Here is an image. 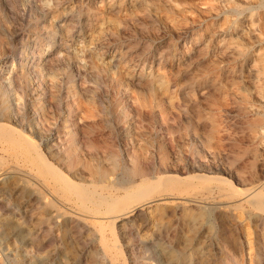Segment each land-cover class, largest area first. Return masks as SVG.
<instances>
[{
	"label": "rangeland",
	"instance_id": "374dc122",
	"mask_svg": "<svg viewBox=\"0 0 264 264\" xmlns=\"http://www.w3.org/2000/svg\"><path fill=\"white\" fill-rule=\"evenodd\" d=\"M263 30L262 0H0L11 263L264 264V209L247 198L264 195ZM30 141L106 196L161 174L186 182L145 203L127 195L126 215L88 213Z\"/></svg>",
	"mask_w": 264,
	"mask_h": 264
},
{
	"label": "bare ground",
	"instance_id": "6f19581e",
	"mask_svg": "<svg viewBox=\"0 0 264 264\" xmlns=\"http://www.w3.org/2000/svg\"><path fill=\"white\" fill-rule=\"evenodd\" d=\"M88 1V0H87ZM92 1V0H91ZM262 1H264V0H262ZM217 2V1H216ZM246 3H247V1H245ZM263 3V2H262ZM214 5H215V3H213ZM218 4V3H217ZM255 4V3H254ZM252 5V4H251ZM256 5V4H255ZM257 5H259V4H257ZM230 6V5H229ZM250 6V5H249ZM248 6V7H249ZM252 8H254V5H253V7ZM256 9V8H255ZM248 10H250V8L248 9ZM237 11V10H236ZM251 11V10H250ZM259 12V11H258ZM239 13V12H238ZM237 13V15H239ZM247 13V12H246ZM260 13V12H259ZM215 16V15H214ZM248 17V16H247ZM260 17V16H259ZM236 19V18H235ZM248 19V18H247ZM246 19V20H247ZM255 20V19H254ZM262 21V20H261ZM245 22V21H244ZM240 23H242L241 21H240ZM263 24V23H262ZM262 24H261V26L260 27H262ZM230 25V24H229ZM232 25V24H231ZM230 25V26H231ZM238 25V24H237ZM246 25V24H245ZM241 27V26H240ZM257 27V26H256ZM255 27V28H256ZM235 28V27H234ZM264 31V30H263ZM250 33V32H249ZM248 33V34H249ZM245 35V34H244ZM264 35V34H263ZM241 36H243V34L241 35ZM35 52V51H34ZM49 55V54H48ZM48 62V61H47ZM34 63V62H33ZM44 63V62H43ZM41 64H42V62H41ZM41 66V65H40ZM44 66V65H43ZM31 69V68H30ZM3 77V76H2ZM5 78V77H4ZM9 80V79H8ZM10 82V81H9ZM8 82V83H9ZM13 82H15V81H13ZM5 83V82H4ZM6 84V83H5ZM6 89H9V88H6ZM6 92H7V90H6ZM4 109V108H3ZM7 111V110H6ZM5 125V124H4ZM9 135H11V133L10 132H8L7 131V129L5 128V126H3V124L2 123H0V136L2 137V136H4V137H6V136H9ZM23 135H25V134H23ZM11 137V136H10ZM12 137H13V135H12ZM11 137V138H12ZM15 137V136H14ZM7 139L8 140H16L15 138L14 139H9V137H7ZM31 140V139H30ZM13 141V142H14ZM15 142H18V140L17 141H15ZM20 143H18L17 145H19ZM23 145V144H22ZM33 145H34V147H33ZM25 146H26V144H25ZM25 146H23V148L25 149L26 147ZM28 146H31L32 148H34L35 149V151H36V153L38 154V156H39V158H40V163L42 164V165H44V166H46V168H47V171L49 172V174L54 178V180L55 181H57L58 180V182H60V186H61V189H68V190H72L74 193H75V195H78L77 197H79L80 196V198H78V199H80L81 200V202H82V204L81 205H83L85 208H87L88 210H85V211H88V213H90V210L89 209H91V208H93V207H97V209L99 208V207H101V205H104V208L105 209H103L104 211H105V213H107L108 211H120L122 214H124V215H126L128 212H129V209H127V208H129L128 206L126 207H124V205H123V198L124 197H126L127 195H132L133 197H134V201L135 200H138V201H144V200H146L147 199V201H151L152 199V197H154L155 195H154V189H155V187H157V186H160L163 190H168V189H170V190H172V189H175L176 190V188L178 189V187H180V185H182L184 182H186L185 181V178H184V176H180V175H177V174H170V173H168V174H161V175H159V176H157L156 178H154V179H152V180H148V181H143L142 183H140V184H138V185H136V187L134 188V190L132 191H129V190H125V192L123 193V194H113V195H103L102 193H99V192H96L95 191V189L94 190H89V186H88V188L86 187V186H83V185H81V183L80 184H77V182H75L69 175H67L64 171H62V169L60 170L57 166H55L52 162H50L49 160H47L46 159V157H44V152L42 153L40 150L41 149H38V147H35V144H33V141H30V144L28 145ZM20 147V146H19ZM37 148V149H36ZM22 149V148H21ZM62 153V152H61ZM46 154V153H45ZM30 157V156H29ZM136 158V157H135ZM163 162V161H162ZM137 164V163H136ZM134 165V164H133ZM32 166V165H31ZM140 166V165H139ZM134 168V167H133ZM146 168V167H145ZM148 168V167H147ZM33 169V168H32ZM34 170V169H33ZM142 170V169H141ZM177 170V169H176ZM34 172H35V170H34ZM132 172V171H131ZM130 172V173H131ZM33 173V172H32ZM39 173V172H38ZM78 173V172H77ZM80 173V172H79ZM140 173H141V171H140ZM49 174H48V176H49ZM104 174H105V172H104ZM104 174H103V176H104ZM132 174V173H131ZM208 174V173H207ZM182 175V174H181ZM51 176H49V177H51ZM143 176V175H142ZM187 176V175H186ZM200 177H206V176H199L198 177V180H199V178ZM211 177H214V176H211ZM108 178H110V177H108ZM145 178H147V177H145ZM144 178V179H145ZM207 178V177H206ZM206 178H204V180L206 179ZM217 178V176L214 178V179H216ZM208 179L210 180L211 179V181L213 180L212 178H210V176L208 177ZM217 179H219V180H221V181H226L225 179H223V178H219V176H218V178ZM215 180V183H216V181L218 182V180ZM115 180V179H114ZM138 180V179H137ZM201 180H203V179H201L200 178V181ZM204 180L203 181H201V182H203L204 183ZM207 180V179H206ZM98 181V180H97ZM111 181V180H110ZM116 181V180H115ZM114 181V182H115ZM189 181V180H188ZM199 181V182H200ZM208 181V180H207ZM206 181V182H207ZM214 181V180H213ZM51 182H52V180H51ZM122 182V181H121ZM132 182H134V180H132ZM140 182H141V180H140ZM195 182V181H194ZM193 182V183H194ZM105 183V182H104ZM109 183V182H108ZM115 183H117V182H115ZM124 183V182H123ZM196 183V182H195ZM210 183V182H209ZM231 183H232V181H231ZM53 184V183H52ZM55 184V183H54ZM113 184V183H112ZM133 184V183H132ZM135 184V183H134ZM206 184V183H205ZM233 184V183H232ZM232 184H230L229 183V187H230V185H231V190L232 189H234V190H236L235 192H237V190L239 189L240 190V188H237L234 184H233V186H232ZM80 185V186H79ZM90 185V184H89ZM99 185V184H98ZM108 185H110V184H108ZM197 185V184H196ZM198 185H199V183H198ZM55 186V185H54ZM117 186V185H116ZM129 186H131V185H129ZM184 186V185H183ZM191 186V185H190ZM200 186V185H199ZM211 186V185H210ZM1 187V186H0ZM92 187V186H91ZM94 187H95V185H94ZM109 187H112V186H109ZM185 187H188V185L186 184L185 185ZM201 187H203V186H201ZM215 187H216V185H215ZM218 189H221L222 188V185L221 184H219L218 186ZM233 187V188H232ZM4 188H5V186H4ZM58 188H60L59 186L57 187V189ZM184 188V187H183ZM209 188V187H208ZM227 188V187H226ZM250 188V187H249ZM255 188V187H254ZM257 188V187H256ZM255 188V189H256ZM181 189V188H180ZM187 189V188H186ZM191 189H192V187H191ZM198 189V188H197ZM196 189V190H197ZM254 189V190H255ZM59 190V189H58ZM103 190V189H102ZM122 190H124V189H122ZM201 190V189H200ZM224 190V189H223ZM244 190H245V188H244ZM252 190V189H251ZM260 190V189H259ZM262 190V189H261ZM6 191V190H5ZM62 191V190H61ZM108 191V190H107ZM117 191V190H116ZM179 191V190H178ZM186 191V190H185ZM191 191V190H190ZM195 191V190H194ZM204 191V190H203ZM205 191H206V189H205ZM211 191V190H210ZM227 191V190H226ZM63 192V191H62ZM61 192V193H62ZM71 192V191H70ZM196 192V191H195ZM228 192V191H227ZM231 192V191H230ZM68 194H69V192H67ZM72 193V192H71ZM169 193V192H168ZM172 193V192H171ZM174 193V192H173ZM180 193H181V191H180ZM180 193H178L177 192V194L179 195ZM224 193V192H223ZM233 193V192H232ZM232 193H230V194H232ZM242 193V192H241ZM262 192H260V193H257V192H249L248 194H249V197H247L248 198V202H251L252 204H253V206L252 207H254V205L256 206V207H258V208H260L261 210L262 209H264V195L263 194H261ZM264 193V192H263ZM184 194H185V192H184ZM188 194V193H187ZM211 194V193H210ZM229 194V193H228ZM237 194H239L238 192H237ZM245 194V193H244ZM64 195V194H63ZM74 195V194H73ZM161 195H162V193H161ZM173 195V194H172ZM158 196V195H157ZM169 196V195H168ZM132 197V198H133ZM185 197H187V196H185ZM230 197V196H229ZM241 197H243V195L241 196ZM75 198H76V196H75ZM132 198H131V200H132ZM166 198V197H165ZM184 198V197H183ZM189 198V197H188ZM192 198V197H191ZM208 198V197H207ZM244 198H246V197H244ZM157 199V198H156ZM159 199V198H158ZM157 199V200H158ZM170 199V198H169ZM205 199V198H204ZM72 200V199H71ZM75 200V199H74ZM80 200L79 201H77V202H80ZM162 200V199H161ZM187 200V199H186ZM185 200V201H186ZM189 200V199H188ZM192 200V199H191ZM207 200V199H206ZM210 200H212V199H210ZM209 200V201H210ZM244 200V199H243ZM163 201V200H162ZM201 201H203V200H201ZM130 202H132V203H134L133 201H130ZM136 202V201H135ZM146 201H144V203H145ZM177 202V201H176ZM193 202H195V201H193ZM200 202V201H199ZM244 202V201H243ZM246 202V201H245ZM75 203V202H74ZM78 204V203H77ZM227 204V203H226ZM126 205V204H125ZM165 205V204H164ZM182 205V204H181ZM206 205V204H205ZM216 205V204H215ZM218 205H219V203H218ZM221 205H224V204H221ZM250 205V204H249ZM248 205V206H249ZM82 206V207H83ZM146 206V205H145ZM204 206V205H203ZM210 206V205H209ZM78 207H80V206H78ZM81 207V208H82ZM83 207V208H84ZM160 207V206H159ZM184 207V206H183ZM192 207V206H191ZM218 207V206H217ZM181 208V207H180ZM197 208V207H196ZM219 208H220V206H219ZM135 209V208H134ZM174 209V208H173ZM178 209V208H177ZM213 209V208H212ZM78 210V209H77ZM82 210H84V209H82ZM94 210V209H93ZM99 210V209H98ZM98 210H96V211H98ZM179 210V209H178ZM218 210H220V209H218ZM99 211H101V210H99ZM132 211V210H131ZM135 211V210H134ZM58 212V211H57ZM94 212H95V210H94ZM259 212H263V211H259ZM85 213V212H84ZM120 213V214H121ZM174 213V212H173ZM179 213V212H178ZM264 213V212H263ZM91 214H92V212H91ZM96 214V213H95ZM90 215V214H89ZM94 215V214H93ZM118 216V215H117ZM92 217V216H91ZM104 217V216H103ZM129 217V216H128ZM146 218V217H145ZM99 219V218H98ZM106 219V218H105ZM104 219V220H105ZM125 219V218H124ZM152 219V218H151ZM156 219V218H155ZM119 220V219H118ZM156 221V220H155ZM157 221H159V220H157ZM109 222V221H108ZM153 222V221H152ZM98 223V222H97ZM113 223H114V220L112 219L111 220V227L113 228ZM131 224H132V222H131ZM107 225V224H106ZM109 225V224H108ZM173 225V224H172ZM107 228H108V226H107ZM115 229V228H114ZM228 231V230H227ZM103 234V233H102ZM115 234V233H114ZM239 235V234H238ZM236 236V235H235ZM104 237V236H103ZM233 238V237H232ZM253 238V237H252ZM225 240V239H224ZM249 241V240H248ZM227 243V242H226ZM118 246H119V244H118ZM242 246V245H241ZM120 247V246H119ZM251 248V247H250ZM121 249V248H120ZM122 251V250H121ZM243 252V251H242ZM241 253V252H240ZM242 254V253H241ZM237 257V256H236ZM240 257V256H239ZM238 257V258H239ZM242 257V256H241ZM234 258V257H233ZM152 260V259H151ZM178 262V261H177Z\"/></svg>",
	"mask_w": 264,
	"mask_h": 264
},
{
	"label": "built area",
	"instance_id": "2783aa9c",
	"mask_svg": "<svg viewBox=\"0 0 264 264\" xmlns=\"http://www.w3.org/2000/svg\"><path fill=\"white\" fill-rule=\"evenodd\" d=\"M0 264H12L6 249L0 244Z\"/></svg>",
	"mask_w": 264,
	"mask_h": 264
}]
</instances>
